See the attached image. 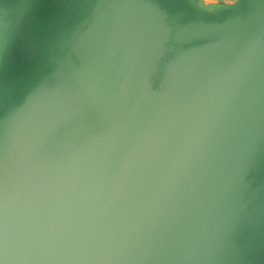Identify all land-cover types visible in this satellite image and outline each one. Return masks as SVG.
I'll list each match as a JSON object with an SVG mask.
<instances>
[{"label": "water", "instance_id": "water-1", "mask_svg": "<svg viewBox=\"0 0 264 264\" xmlns=\"http://www.w3.org/2000/svg\"><path fill=\"white\" fill-rule=\"evenodd\" d=\"M0 264H264V0H0Z\"/></svg>", "mask_w": 264, "mask_h": 264}, {"label": "crops", "instance_id": "crops-1", "mask_svg": "<svg viewBox=\"0 0 264 264\" xmlns=\"http://www.w3.org/2000/svg\"><path fill=\"white\" fill-rule=\"evenodd\" d=\"M206 1H209V2H221V1L230 2V1H233V0H206Z\"/></svg>", "mask_w": 264, "mask_h": 264}]
</instances>
